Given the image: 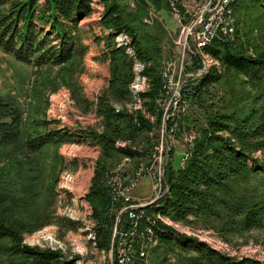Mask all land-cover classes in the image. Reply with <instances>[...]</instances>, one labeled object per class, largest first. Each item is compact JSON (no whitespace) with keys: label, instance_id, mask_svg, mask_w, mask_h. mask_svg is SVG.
Masks as SVG:
<instances>
[{"label":"trees","instance_id":"16d2710c","mask_svg":"<svg viewBox=\"0 0 264 264\" xmlns=\"http://www.w3.org/2000/svg\"><path fill=\"white\" fill-rule=\"evenodd\" d=\"M95 1L102 6L96 23L106 31L93 39L103 43L101 59L108 62L107 85L90 104L72 91V97L85 111L94 103L101 125V130H80L100 151L85 194L91 210L90 243L108 252L116 237L128 235L134 228L132 264H144L146 256L142 257L140 251L141 246L146 251L150 245V228L157 240L154 249L176 251L174 264H264L251 257L224 254L167 223H189L191 217L219 218L223 211L242 215L246 230L262 221L264 199L260 200V194L251 201L237 196L231 186L241 176L264 179V168H257L260 160L256 156L258 152L264 155L261 45L250 50L252 39L245 21L240 26L236 23L234 29L218 27L210 41L191 54L192 70L203 71L182 87L177 112L165 118L166 102L172 92L163 74L161 26L145 23L143 18L148 4L169 11L168 0H135V7H130L128 0ZM261 1L253 0V7L263 10ZM174 2L183 11L181 0ZM93 3L94 0H0V50L35 68L65 69L80 62L88 51L80 22L92 14ZM231 7L236 22L240 13L249 8L245 0H235ZM118 34L127 36L126 43L116 44ZM201 55L213 60L205 69ZM137 61L140 68L135 79L143 81L144 88L134 92L130 83ZM228 74L240 76L247 85H260V92L246 104L230 108L218 92ZM33 121L31 126H24L17 100L0 96V182L9 173L8 168L5 171L7 160L72 142L64 128L48 129L50 122ZM160 125L176 139L192 138L180 167L174 168L171 161L166 163V183L160 196L139 208V218L134 222L124 211L120 217L124 202L113 198L108 185L111 163L121 156L152 165L158 147L154 132ZM16 170L12 171L13 177L21 173ZM15 180L2 185V201L14 193ZM5 219L0 212V264H76L78 258L67 259L58 250L25 244L22 230Z\"/></svg>","mask_w":264,"mask_h":264},{"label":"rangeland","instance_id":"374dc122","mask_svg":"<svg viewBox=\"0 0 264 264\" xmlns=\"http://www.w3.org/2000/svg\"><path fill=\"white\" fill-rule=\"evenodd\" d=\"M216 1L181 0L183 11L178 10L174 0H168L169 11L151 4L145 7L143 22L161 26L163 74L170 80L168 88L172 91V98L166 102L165 118L177 112L182 87L203 71H193L191 68V54L197 52L196 35L212 19L214 24L226 20L224 15L216 13L214 16L213 5ZM245 1L249 8L240 13L239 22H236L238 20L232 7L226 22L229 28L234 29L236 23L240 26L245 21L252 39L250 50L260 48V45L264 50V7L260 10L253 7V0ZM127 4L135 7V0H128ZM260 4L264 6V0ZM92 8V14L80 22L83 43L88 45V49L91 46V49L80 62L75 61L65 69L35 68L16 61L0 50V96H13L17 100L22 109L24 126H31L33 120H45L50 122L48 129L62 127L72 137V142L50 145L29 157L18 155L5 162V171L8 168L10 174L1 180L0 190L3 184L16 179L15 191L4 201L0 199V212L8 224L22 230L27 245L58 250L67 259L78 258L76 264H114L116 239L108 252L99 251L90 243L93 238L89 218L91 210L85 199L100 151L80 130H101L100 121L94 112V103L85 111L72 97V91H75L90 104L95 102V97L107 85L108 62L101 59L103 43L93 39L94 35L106 31L96 23L102 6L94 0ZM115 41L117 45L126 43L127 36L118 34ZM201 57L204 65L213 62L206 55ZM138 64V61L136 65L134 63V78L130 83L134 92L144 88L143 81L135 79L140 68ZM241 79L240 76L228 74L218 88L219 95L223 96L230 108L246 104L260 92V85H247ZM154 134L159 152L152 167L158 169V165H161L164 169L168 161L172 162L174 168L180 167L192 136L176 139L167 133L164 125H160ZM256 156L260 160L257 168L262 170L264 155L258 152ZM24 159L30 160L24 163ZM111 165L113 174L132 175L140 164L119 156ZM15 170L21 172L18 177H13L12 171ZM231 186L235 194L242 198L252 201L258 199L260 194V200L264 199V179L261 176H241L233 180ZM157 194L151 177L144 174L128 192L133 202H149ZM242 219L240 214L223 211L219 218L191 217L189 223H167L178 232L197 238L224 254L264 261V216L258 225L249 230L245 229ZM146 248L144 264H174L176 260V251H165L162 247L154 249L151 245Z\"/></svg>","mask_w":264,"mask_h":264},{"label":"built area","instance_id":"2783aa9c","mask_svg":"<svg viewBox=\"0 0 264 264\" xmlns=\"http://www.w3.org/2000/svg\"><path fill=\"white\" fill-rule=\"evenodd\" d=\"M234 0H217L214 3V16L216 13L219 15H224V19H226L224 22L220 23H212L209 22V24H206V28L196 35V48L195 51H198V43H205V45L210 41L212 38L215 30L220 27L221 29H225L228 27L227 17H229V12L231 11V4ZM213 16V15H212ZM210 19V18H209ZM166 78V83H170V80L167 78V75L164 74ZM171 85V83H170ZM172 92V91H171ZM172 98V96H171ZM177 99V98H176ZM159 147V146H158ZM157 147V153L159 152V149ZM156 153V154H157ZM156 155L154 156V161H156ZM129 160V158H126ZM140 164L138 166V169L132 173V175H121L120 177H113V173L111 172V181L108 182V185L110 186V190L113 194V198L115 200H122L124 202V206L122 207V211L126 212L127 217L136 222L139 218V208L142 206L152 202L157 197L160 196L161 188L164 185L163 184V169L161 165H158V169H154L152 165L147 166L146 164L143 165V162H139ZM144 175H149L153 181V188L158 190V194L155 197V199L149 201V202H133V199L128 195V192L130 189L135 186L137 183L139 177ZM148 236H150V243H154V241H157L155 237L151 234V229L147 228ZM133 237V230L129 232V234H121L119 237L116 238V253H115V260L114 264H132V258L133 256H130V247L133 246L132 238ZM138 246H141V242L137 243ZM144 248V246H141V250Z\"/></svg>","mask_w":264,"mask_h":264},{"label":"bare ground","instance_id":"6f19581e","mask_svg":"<svg viewBox=\"0 0 264 264\" xmlns=\"http://www.w3.org/2000/svg\"><path fill=\"white\" fill-rule=\"evenodd\" d=\"M205 45V43H198V49L200 50V48L202 47V46H204ZM109 182V181H108ZM163 187V186H162ZM117 230V229H116ZM115 230V231H116ZM152 234V233H151ZM133 235H134V228H133ZM153 235V234H152ZM156 239V238H155ZM157 244V241H154V243H150V245H151V247L152 246H155ZM132 247V246H131ZM140 255L142 256V257H145L146 256V251L145 250H141L140 251ZM132 260H133V258H132Z\"/></svg>","mask_w":264,"mask_h":264},{"label":"water","instance_id":"95a60500","mask_svg":"<svg viewBox=\"0 0 264 264\" xmlns=\"http://www.w3.org/2000/svg\"><path fill=\"white\" fill-rule=\"evenodd\" d=\"M197 52H198V51H197ZM205 68H206V65H205L204 69H205ZM162 179H163V182L166 183L165 180H164L163 175H162ZM122 215H123V213H120V217H121Z\"/></svg>","mask_w":264,"mask_h":264},{"label":"crops","instance_id":"0c3cea01","mask_svg":"<svg viewBox=\"0 0 264 264\" xmlns=\"http://www.w3.org/2000/svg\"><path fill=\"white\" fill-rule=\"evenodd\" d=\"M91 49V46H89V49L88 50H90Z\"/></svg>","mask_w":264,"mask_h":264}]
</instances>
